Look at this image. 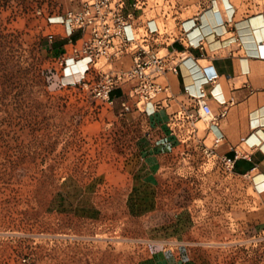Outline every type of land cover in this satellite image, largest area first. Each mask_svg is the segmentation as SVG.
Instances as JSON below:
<instances>
[{
    "label": "rangeland",
    "instance_id": "rangeland-1",
    "mask_svg": "<svg viewBox=\"0 0 264 264\" xmlns=\"http://www.w3.org/2000/svg\"><path fill=\"white\" fill-rule=\"evenodd\" d=\"M69 5L0 0V264H159L162 250L206 251L166 241L177 213L170 179L129 154L124 114L64 76L44 26ZM186 212L195 224L211 214ZM233 234L231 249L264 250V239Z\"/></svg>",
    "mask_w": 264,
    "mask_h": 264
},
{
    "label": "crops",
    "instance_id": "crops-1",
    "mask_svg": "<svg viewBox=\"0 0 264 264\" xmlns=\"http://www.w3.org/2000/svg\"><path fill=\"white\" fill-rule=\"evenodd\" d=\"M63 1L70 9L83 0ZM159 1L155 9L137 11L127 33L142 39L154 25L169 34L184 28L186 38L173 42L162 34L154 50L164 54L175 49L185 56L177 71L157 77L165 89L156 97L138 105L127 81L113 89L112 106L125 115L129 154L145 156L150 177L170 179L164 187L173 195L177 213L175 222L166 224V241L208 247L162 250L159 264H188V259L192 264H250L249 257L255 258L251 264H264V250L231 249L234 229L246 243L264 239V0ZM44 31L51 51L64 56L84 36L81 30L70 34L65 23L51 18ZM198 37L200 45H189L187 39ZM112 65L129 68L132 53ZM201 99L213 109L214 120L201 114ZM205 205L211 214L198 223L207 230L186 212ZM152 225H147L149 232ZM197 226L199 234L190 239Z\"/></svg>",
    "mask_w": 264,
    "mask_h": 264
},
{
    "label": "built area",
    "instance_id": "built-area-1",
    "mask_svg": "<svg viewBox=\"0 0 264 264\" xmlns=\"http://www.w3.org/2000/svg\"><path fill=\"white\" fill-rule=\"evenodd\" d=\"M159 0H83L77 8L67 9L63 14L52 15L54 22L65 23L70 34L75 30L84 33L79 45H73L70 55L64 56L65 77H80L71 83L76 84L83 80L84 84L91 86L95 98L113 104L112 91L122 83L132 82L130 96L137 100V104H144L154 98L165 89L162 83L157 81L159 75L168 70H178L179 62L184 58L185 52L175 49L160 54L154 50L155 43L160 35L167 34V39L183 40L186 38V29L179 34L167 33L165 28L154 25L149 27L150 35H129L127 29L132 26L137 18V11L144 8H156L160 6ZM131 10L126 11L128 6ZM189 45H200L202 38L198 37L194 42L187 39ZM130 51L132 53V65L129 68H117L112 65L114 60ZM105 61L110 64L107 69L97 67V63ZM84 61V68H72L77 62ZM204 92L199 97L204 96ZM125 110L130 106L123 102ZM201 114L214 120L213 109L206 102L200 101Z\"/></svg>",
    "mask_w": 264,
    "mask_h": 264
},
{
    "label": "bare ground",
    "instance_id": "bare-ground-1",
    "mask_svg": "<svg viewBox=\"0 0 264 264\" xmlns=\"http://www.w3.org/2000/svg\"><path fill=\"white\" fill-rule=\"evenodd\" d=\"M84 61H80V62H77L73 65V67H71V70L72 68H80V69H83L84 68Z\"/></svg>",
    "mask_w": 264,
    "mask_h": 264
}]
</instances>
